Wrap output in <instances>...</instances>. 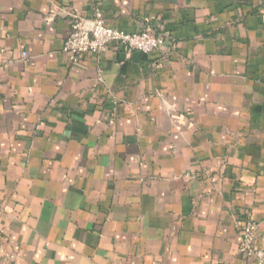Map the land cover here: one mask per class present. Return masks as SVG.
I'll use <instances>...</instances> for the list:
<instances>
[{"label": "crops", "instance_id": "crops-1", "mask_svg": "<svg viewBox=\"0 0 264 264\" xmlns=\"http://www.w3.org/2000/svg\"><path fill=\"white\" fill-rule=\"evenodd\" d=\"M96 10L164 48L72 63ZM248 220L264 246V0H0V264H258Z\"/></svg>", "mask_w": 264, "mask_h": 264}, {"label": "built area", "instance_id": "built-area-1", "mask_svg": "<svg viewBox=\"0 0 264 264\" xmlns=\"http://www.w3.org/2000/svg\"><path fill=\"white\" fill-rule=\"evenodd\" d=\"M166 37L156 35L149 29L135 32H124L106 23L103 13L96 10L90 27L81 18L71 21L70 31L63 44L65 52L72 63H77L85 54H96L105 51L110 44H116L127 51H139L150 54L164 48ZM22 54L25 56L26 52ZM257 224L246 221L241 234V251L252 257L258 264H264V246L255 242Z\"/></svg>", "mask_w": 264, "mask_h": 264}, {"label": "water", "instance_id": "water-1", "mask_svg": "<svg viewBox=\"0 0 264 264\" xmlns=\"http://www.w3.org/2000/svg\"><path fill=\"white\" fill-rule=\"evenodd\" d=\"M87 27H90V24L89 25H86Z\"/></svg>", "mask_w": 264, "mask_h": 264}]
</instances>
